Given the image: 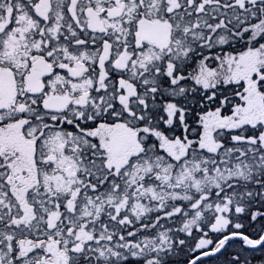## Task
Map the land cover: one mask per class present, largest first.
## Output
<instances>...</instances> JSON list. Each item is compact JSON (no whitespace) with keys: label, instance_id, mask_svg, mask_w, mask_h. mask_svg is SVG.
Segmentation results:
<instances>
[{"label":"snow or ice","instance_id":"6c2138e0","mask_svg":"<svg viewBox=\"0 0 264 264\" xmlns=\"http://www.w3.org/2000/svg\"><path fill=\"white\" fill-rule=\"evenodd\" d=\"M0 264H264V0H0Z\"/></svg>","mask_w":264,"mask_h":264}]
</instances>
